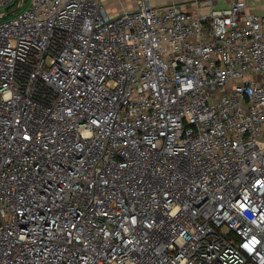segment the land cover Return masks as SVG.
I'll list each match as a JSON object with an SVG mask.
<instances>
[{"label": "built area", "instance_id": "1", "mask_svg": "<svg viewBox=\"0 0 264 264\" xmlns=\"http://www.w3.org/2000/svg\"><path fill=\"white\" fill-rule=\"evenodd\" d=\"M0 0V264H264V15Z\"/></svg>", "mask_w": 264, "mask_h": 264}, {"label": "crops", "instance_id": "2", "mask_svg": "<svg viewBox=\"0 0 264 264\" xmlns=\"http://www.w3.org/2000/svg\"><path fill=\"white\" fill-rule=\"evenodd\" d=\"M18 1V0H17ZM103 4L110 16H114L120 13L123 9H135L139 5L140 0H132L133 5L130 8L115 7L113 0H102ZM223 2L222 7H218V2ZM234 0H215L214 8H226ZM247 8L249 11L264 15V0H246ZM175 3L178 4L182 9L187 11L196 12L197 10L201 14L208 12L207 6L204 5V0H168L166 4L161 3L159 0H151L153 6H164L167 4ZM201 7L203 9H201Z\"/></svg>", "mask_w": 264, "mask_h": 264}, {"label": "rangeland", "instance_id": "3", "mask_svg": "<svg viewBox=\"0 0 264 264\" xmlns=\"http://www.w3.org/2000/svg\"><path fill=\"white\" fill-rule=\"evenodd\" d=\"M115 7H125V8H130L133 5L132 0H113ZM161 3L166 4L168 0H159ZM223 6V2H218V7H222ZM201 9H203L201 7Z\"/></svg>", "mask_w": 264, "mask_h": 264}]
</instances>
